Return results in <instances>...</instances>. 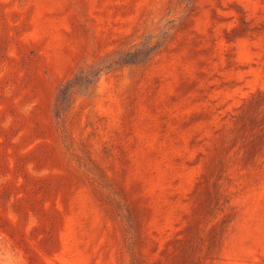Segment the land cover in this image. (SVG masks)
I'll return each mask as SVG.
<instances>
[{
    "label": "rangeland",
    "instance_id": "374dc122",
    "mask_svg": "<svg viewBox=\"0 0 264 264\" xmlns=\"http://www.w3.org/2000/svg\"><path fill=\"white\" fill-rule=\"evenodd\" d=\"M0 264H264V0H0Z\"/></svg>",
    "mask_w": 264,
    "mask_h": 264
}]
</instances>
